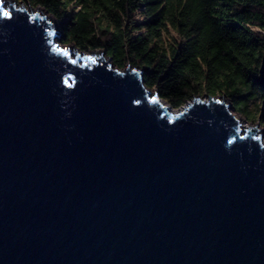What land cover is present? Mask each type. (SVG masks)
Instances as JSON below:
<instances>
[{"label":"water","instance_id":"1","mask_svg":"<svg viewBox=\"0 0 264 264\" xmlns=\"http://www.w3.org/2000/svg\"><path fill=\"white\" fill-rule=\"evenodd\" d=\"M54 25L0 0V264H264L258 124Z\"/></svg>","mask_w":264,"mask_h":264},{"label":"trees","instance_id":"2","mask_svg":"<svg viewBox=\"0 0 264 264\" xmlns=\"http://www.w3.org/2000/svg\"><path fill=\"white\" fill-rule=\"evenodd\" d=\"M17 1L55 16L62 43L104 50L120 68L144 69L147 86L175 108L223 92L250 119L262 114L264 122V107L257 114L248 109L251 100L264 99V0Z\"/></svg>","mask_w":264,"mask_h":264},{"label":"rangeland","instance_id":"3","mask_svg":"<svg viewBox=\"0 0 264 264\" xmlns=\"http://www.w3.org/2000/svg\"><path fill=\"white\" fill-rule=\"evenodd\" d=\"M23 2H19L18 1V5H21ZM25 5H27L28 7H30L31 9V12H33V10L36 11L37 8H42V10H44V12H47V16H49V20L50 21H55V29L57 30L58 32V35L61 34L60 32V21L55 17L53 16L52 14H50L48 11H46L45 8L41 7L40 5L38 6H32L30 4H27L25 3ZM33 9V10H32ZM135 19L136 21H141L143 19V15H141L140 13H138L136 16H135ZM57 23V24H56ZM173 35H175L178 39H179V36L178 34L172 30L171 31ZM168 40H170L169 37H167ZM62 43V42H61ZM65 44V43H63ZM67 47H69L71 49V47H77L76 45L74 44H65ZM78 48V47H77ZM80 50V49H79ZM96 51H102V50H96ZM91 52V51H90ZM106 54V52H105ZM106 57L108 58L109 56L106 54ZM152 90H156L155 88H152ZM197 96H201L202 98H205L207 99L208 98V94L205 93V94H202V95H197ZM220 96V99H225V102L226 103H229L232 111L234 112V114L239 117L245 124H247L248 126L249 125H257L258 124V127H260L261 129L259 130V133H262V140H263V143H264V122L260 119L261 118V115H259V117H257L256 119H250L245 113L241 112L240 110H238L236 108V106L234 105L233 101L230 99V97L226 94V93H223V92H218L215 97H219ZM193 99V98H192ZM189 100V101H192ZM264 99L263 98H256V99H253L249 102L248 104V109L253 113V114H257L258 111L260 110L261 107H264V104H263V101Z\"/></svg>","mask_w":264,"mask_h":264},{"label":"bare ground","instance_id":"4","mask_svg":"<svg viewBox=\"0 0 264 264\" xmlns=\"http://www.w3.org/2000/svg\"><path fill=\"white\" fill-rule=\"evenodd\" d=\"M7 2L9 1V0H6ZM25 7H27V9L31 12V9H30V7H28L27 5H25ZM38 9V8H37ZM37 9H36V11H37ZM33 10V9H32ZM39 10H40V14L42 15L43 13H47V12H44V10H42V8H39ZM35 10H33V12H34ZM47 15V14H46ZM47 18L49 19L50 17L49 16H47ZM57 24V23H56ZM77 48V47H76ZM71 50H72V52H74V47H71ZM77 50L79 51V52H81V55H83L84 54V52H82L81 50H79L78 48H77ZM91 53V52H90ZM165 104H166V102L165 101H163ZM242 121V120H241ZM243 122V121H242ZM244 123V122H243ZM244 126L246 127V126H248L247 124H245L244 123Z\"/></svg>","mask_w":264,"mask_h":264},{"label":"snow or ice","instance_id":"5","mask_svg":"<svg viewBox=\"0 0 264 264\" xmlns=\"http://www.w3.org/2000/svg\"><path fill=\"white\" fill-rule=\"evenodd\" d=\"M4 15H5V16H7V15H8V13H7V12H5V13H4ZM64 54H65V55H67L68 53L65 51V53H64Z\"/></svg>","mask_w":264,"mask_h":264}]
</instances>
